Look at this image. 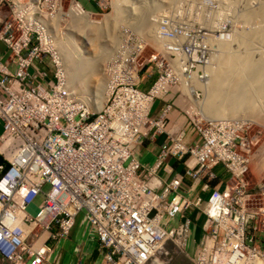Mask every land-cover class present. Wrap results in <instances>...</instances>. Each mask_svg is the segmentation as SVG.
<instances>
[{
  "label": "built area",
  "instance_id": "1",
  "mask_svg": "<svg viewBox=\"0 0 264 264\" xmlns=\"http://www.w3.org/2000/svg\"><path fill=\"white\" fill-rule=\"evenodd\" d=\"M64 1L0 0V264H47L81 217L98 242L100 261L87 264H167L168 245L192 264H218L226 260L221 253L233 252L246 264H264V185L246 179L252 157L264 149L254 152L248 135L190 104L203 99L196 84L204 78L192 71L220 41H231L242 19L215 18L224 8L217 0L206 16L223 17L216 28L190 17L178 23L190 15L185 0L183 11L156 15L158 47L122 26L104 64L108 94L94 111L72 92L52 52L58 36L66 38L54 22L71 8L95 20L114 3L69 0L65 9ZM163 41L170 45L161 48ZM140 46L158 54L146 79L137 64ZM145 142L157 148L149 167L138 156ZM220 166L228 177L223 190ZM189 183L200 184L195 194ZM36 200L33 216L28 208ZM194 226L202 239L192 256Z\"/></svg>",
  "mask_w": 264,
  "mask_h": 264
},
{
  "label": "bare ground",
  "instance_id": "2",
  "mask_svg": "<svg viewBox=\"0 0 264 264\" xmlns=\"http://www.w3.org/2000/svg\"><path fill=\"white\" fill-rule=\"evenodd\" d=\"M126 1L127 0H115V16L112 18V21L109 20L112 22L110 23L111 25H107L113 28L114 32H117L118 28L120 29L121 21L125 19V23L127 22L130 28L137 31L140 35H147V38L143 36L142 38L155 44L156 47H158L157 41L159 40H155L154 38L156 25L153 26L152 23L156 15L159 13V15L164 14L166 7H171L170 10L182 9V11L185 8V0H140L137 4L134 2L128 4ZM214 1L215 0H199L200 8L196 9L195 15H192L190 12V15L179 20L178 23H182L185 19L190 17L193 22L202 21L207 29L211 30L212 28H216V22L220 21L223 17L218 21H214V18L209 21L206 20L207 15L215 13V9L213 8ZM238 1L222 0L224 8L216 13L215 18L221 17L224 14L235 15L234 18L242 19L243 25L247 24L248 27L249 24L255 25H250V29L253 31L246 33L247 28H235L233 31L234 34L236 32L237 34H235L232 39L238 43V48L241 47V49L232 51L229 43L232 39L226 43L220 41V44H218L219 49L217 48L216 52H209V54L203 55L204 57L207 56L204 67L192 71L193 75L202 73L201 78H204L203 81H197L198 83L196 84V87L201 89L200 91L203 94V99L201 101L193 99L190 102L203 117V113L217 118L225 114L232 115L242 113L244 115V113L247 114L249 111L254 112L256 108H259L264 114V54L259 53L258 59L253 58L254 50H261L258 47L264 44V4L260 8L258 6L259 10L255 11L253 7L249 9V7L238 6L241 0ZM130 5H132V7ZM58 13H61L60 17L64 14L61 10L58 11ZM68 13L71 14L72 21L70 28H68L69 32H66L67 40L66 42L55 40L57 41V45L55 44V46L59 48H53L52 52L56 59H58L68 71L72 92L78 95L82 103L96 111L102 107L106 100L108 94V79L107 76L103 74L105 77H101L97 80L94 89H92L89 83L93 80L92 78L95 77L96 71L101 69V65L113 56L114 50L117 49L119 44V39L116 33H114V36H112L109 41L106 40V42H104L105 44L101 45L99 50L100 53L91 56L84 55V52L81 51L77 44L78 41L75 36V31L83 33V31L92 26L93 20L89 17L79 15L75 8H71ZM225 17L232 16L227 15ZM258 17L261 18L260 24H255L254 21ZM57 29L55 32L60 30ZM105 31L107 30H104V32ZM166 45H170V43H165L163 41L161 48H164ZM142 46H140V48L143 50ZM84 61L88 63L87 67L82 66ZM86 63L84 64L86 65ZM193 78L196 80L197 77L195 76ZM199 106L203 113L200 111ZM227 233L231 236V230H228ZM231 248L234 250L235 246L233 245ZM221 254L226 260L224 262H218V264L247 263L245 259H240L241 261H239L234 252L230 257H228L227 253Z\"/></svg>",
  "mask_w": 264,
  "mask_h": 264
},
{
  "label": "rangeland",
  "instance_id": "3",
  "mask_svg": "<svg viewBox=\"0 0 264 264\" xmlns=\"http://www.w3.org/2000/svg\"><path fill=\"white\" fill-rule=\"evenodd\" d=\"M215 1H217V0H215ZM236 1H238V0H236ZM251 1H252V3H254L253 5L260 4V5H258L259 8L264 4V0H251ZM251 1H250V3H251ZM262 1H263V3H262ZM112 2L114 3V5L112 7L113 9L112 10L108 9L105 12L106 13L105 16L100 15L98 17H95L94 18L95 20H93V22H92L93 27L91 26V27L87 28V30L83 31V33L79 32V31L78 32L75 31V36H76V39L78 41L77 44H78L79 48L81 49V51L84 52L83 53L84 55L91 56V55H96V54L100 53V51H99L100 47L102 44H105L104 42H106V40L109 41V39L112 36H114V33H116V36H118L119 35L118 32L122 28V26H128L127 22L125 23V19H123L120 23V29L118 28L117 32L116 31L114 32L113 28L109 27L111 25L110 23H112L111 22L112 18H114V16H115V0H112ZM132 2H135L137 4L139 1L138 0H127L126 1V3H128V4H131ZM240 2H239V5L244 6V4H243L244 0H241ZM64 5H65V9H68L69 8V0H65ZM130 6L132 7V5H130ZM185 6L187 7L188 13L191 12L192 15H195L196 9L200 8L199 0H186ZM244 7H246V8L249 7V9H250L252 6L250 4H248V5H245ZM128 8H130V7H128ZM170 8L171 7H166L165 11L169 10ZM259 8L256 6L255 11L259 10ZM165 13H167V12H165ZM60 15H61V13H58V17L61 20L56 19L57 22L56 21H55L56 23L54 22V24H55L54 32L58 28V29H60L58 32L64 34L66 32H69L68 28H70L72 18L71 19L69 18V16L71 17L70 13H68L69 16H63L62 18L60 17ZM109 20H111V21H109ZM260 20H261V18L258 17L254 21V23L260 24ZM108 21H109V23H108ZM99 22H100V24H99ZM58 23H59V25H58ZM103 25H105L106 27ZM250 25H252V24H249V27L247 24L244 25V28H247L246 33H250L253 31L252 29H250ZM252 26H255V25H252ZM107 27H108V29H107ZM104 30H107V31L104 32ZM110 32H111V34H110ZM107 35H110V36H107ZM143 37L147 38L148 36L143 34ZM60 40H62L61 42H66L67 39L64 38V36L60 35V36H58L57 41H60ZM229 43H230V47H231L232 51H237V50L241 49V47L238 48V46H239L238 43L236 41H234L233 39ZM151 46H153V45H151ZM143 47H144V43H143ZM258 48H260L261 50H259V51L254 50L253 58H255V59L259 58V53L264 54V44H261L260 47H258ZM157 55L158 54L156 53V50L153 49V47L147 46L145 49L143 48L140 56L137 59L138 66L143 68L142 79H146L147 73L150 72L149 70H151V67H152V64L150 63V61L152 60V58L156 57ZM106 62H108V61H106ZM84 63H86V61H84L82 63V66L87 67L88 63H86V65ZM104 64L101 65V69L99 71L98 70L96 71L95 77H93L92 78L93 80L89 83L90 86L92 87V89H94L96 87V83H97L98 79H100L101 77L102 78L105 77L103 75L104 74ZM216 64H217V62H216ZM153 79H154V77H152L151 79L145 80L146 85L144 86V88H147L148 86H150ZM200 111L203 113V111L201 110V107H200ZM247 114H248V116H247ZM247 114L246 113H244V115L242 113L241 114L240 113L239 114H232V115L225 114L227 116L224 115L222 117L217 118V117H213L212 115L210 116L208 114L203 113V115L206 118L214 119V120H217V121H220L221 123H223V127H229L230 126V128H229L230 131H234V133H236V134L248 135L250 137L251 141L253 142L252 149L254 150V152H256L257 150H261V149L263 150L264 149V114L259 110V108L254 109V112L249 111V113H247ZM243 130L245 131V133L243 132ZM143 158L147 159V156L145 155V156H143ZM140 161H143V159L140 158ZM150 165H151L150 162H148L146 164L147 167H149ZM246 179L250 183V186L255 187V185H260V184L264 185V154L263 155L256 154L252 157V162L250 163L249 172L246 174ZM40 203H41V200H36L35 203L28 208V212L31 215L35 216L38 212V206L40 205ZM196 217H197L196 215L192 216L191 220L193 223L195 222ZM201 239H202L201 232L199 231V229H197L194 226L191 229V233L189 235V244H188V251L190 252V254L192 256L195 254V251H196V243H199L201 241ZM167 249L172 253L171 258L167 261V264H192V262L189 259H187L184 255L174 251V248L171 247L170 245H168ZM57 251H58V248L57 247L54 248V252H53L54 257L56 255Z\"/></svg>",
  "mask_w": 264,
  "mask_h": 264
},
{
  "label": "crops",
  "instance_id": "4",
  "mask_svg": "<svg viewBox=\"0 0 264 264\" xmlns=\"http://www.w3.org/2000/svg\"><path fill=\"white\" fill-rule=\"evenodd\" d=\"M178 114L179 112L176 110L172 115L177 116ZM139 151L138 156L143 159L146 164L148 162H150V164L153 163L157 151L155 145L151 142H145L143 143V146L140 147ZM145 155L147 156V159L143 158ZM170 164H174V161L170 160ZM215 170L221 180L218 184V188L223 190L225 181L228 177L222 166L217 167ZM189 187L190 193L195 194L199 190L200 184L189 183ZM97 246L98 242L95 232L92 231L91 226L87 221L81 217L77 220L70 238L61 244L60 247H57L58 251L55 257L52 254L48 258L47 264H87L90 261L98 263L100 260L97 258Z\"/></svg>",
  "mask_w": 264,
  "mask_h": 264
}]
</instances>
